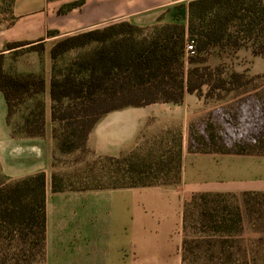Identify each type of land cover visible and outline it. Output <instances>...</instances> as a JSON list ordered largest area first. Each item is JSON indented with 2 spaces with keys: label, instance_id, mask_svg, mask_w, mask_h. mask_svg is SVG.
<instances>
[{
  "label": "trees",
  "instance_id": "16d2710c",
  "mask_svg": "<svg viewBox=\"0 0 264 264\" xmlns=\"http://www.w3.org/2000/svg\"><path fill=\"white\" fill-rule=\"evenodd\" d=\"M83 2L65 4L57 13H68ZM53 34L55 31H47V36ZM43 41L8 43L6 50L28 46L31 51L42 52ZM189 41L195 45L192 56L185 51ZM226 47L233 52L248 48L254 56L264 57V0H192L188 3L186 26L173 22L141 27L119 21L59 40L50 50L49 90L58 153H90L89 134L103 117L114 111L154 103L181 105L187 94L200 97L204 87L205 96L218 100L232 93L233 101L251 96L256 88H248L253 79L245 73L222 65H195L196 55ZM71 52H77L76 56L58 68V59ZM3 58L1 53L0 91L6 99L7 119L24 102L36 99L33 109L24 117L23 129L29 136H42L44 79L30 74H6ZM204 119L191 127L189 150L264 156V107H218ZM108 161L115 166L105 177L112 187L147 186L179 178L178 170L162 173L159 165L134 168L129 163L122 169V160ZM58 179L53 174L54 193L76 189L60 186ZM87 182V178H82L79 186H87ZM229 198L236 202L234 206L228 204ZM255 215L264 220V191L192 194L183 210L181 263L264 264V252H253L255 248H264V234L243 237L247 221L252 224ZM13 227L23 235L28 230L35 233L37 256L43 261L44 173L14 182L0 174V235L13 234ZM237 232L243 238L239 241L241 254L235 260L228 249L237 246V241H232Z\"/></svg>",
  "mask_w": 264,
  "mask_h": 264
},
{
  "label": "crops",
  "instance_id": "0c3cea01",
  "mask_svg": "<svg viewBox=\"0 0 264 264\" xmlns=\"http://www.w3.org/2000/svg\"><path fill=\"white\" fill-rule=\"evenodd\" d=\"M83 1L80 7L58 14L72 0H13V20L0 28L2 67L10 76L30 74L44 79V127L42 136L25 133L24 117L33 107L18 110L8 120L0 91V174L13 182L45 174L43 264H179L183 210L191 197L187 193L262 192L264 156L189 150L191 127L218 107H194L199 99L187 94L181 105L154 103L111 112L95 125L87 141L89 154L97 162L94 166L105 176L115 167L108 160H122L126 169L130 161H141L138 153L144 152L149 160L155 158L157 162L150 165H159L162 173L178 170V180L136 187L99 186L95 181L54 193L52 176L58 172L59 153L49 94L51 48L67 36L119 21L141 27L161 21L186 26L192 0ZM47 31L55 34L47 36ZM40 39H44L41 54L29 51V68L17 70L21 57H14V52L19 49L6 50V45ZM197 116L201 117L196 121ZM155 129L160 136L148 140Z\"/></svg>",
  "mask_w": 264,
  "mask_h": 264
},
{
  "label": "rangeland",
  "instance_id": "374dc122",
  "mask_svg": "<svg viewBox=\"0 0 264 264\" xmlns=\"http://www.w3.org/2000/svg\"><path fill=\"white\" fill-rule=\"evenodd\" d=\"M60 1V0H56ZM80 1V0H77ZM72 2H76L72 0ZM69 2V3H72ZM67 3V4H69ZM13 5V0H0V28L8 26L13 17L11 15V9ZM65 5V4H64ZM63 6V5H62ZM164 23L161 21L160 24ZM26 48L22 47L19 50L15 51L14 57H21V61L17 67V70L29 68L31 63L30 57L32 54L29 53L31 51L28 46ZM36 52V51H35ZM41 54V52H37ZM77 52H71L66 54L63 57H60L56 63L58 68L64 66V63L68 60L74 58ZM35 55V54H34ZM191 56V55H187ZM195 58L197 59L195 65L198 67H215L217 65H222L229 70H235L240 73H245L247 78H252L251 82L248 84V88H256L254 92H250L251 96H247L244 98H240L239 100L233 101L235 94L227 95L224 99L218 100L216 97H207L205 96L207 92V87L203 88V92L201 93L200 97H197L199 100L194 102V107H264V57L261 56H254L250 49L248 48H241L237 52H233L228 47L224 49H215L210 50L208 52H204L202 54L196 55ZM41 64V61H38ZM35 65V64H34ZM195 97L196 95L193 94ZM36 99L27 100L24 104L20 105L16 110L22 111L26 110L29 107H33ZM201 111V108H198ZM19 117V116H18ZM201 116H197L195 120H199ZM17 118V117H16ZM156 134L148 135L147 139H156L160 135L157 133L156 129L154 130ZM139 155L143 156L142 160L137 162L130 161L134 168H146L148 165L152 164V162H157L154 159L149 160L144 152L138 153ZM57 166L58 172L57 177L59 178L58 184L60 186H69V187H78L81 185L80 180L82 178L88 179L89 183H94L95 181L100 180L99 185H106L107 180H105V173H99L100 170L94 166L96 164V160L93 159L92 155L89 153H82L79 151H73L70 154H58ZM105 163V162H103ZM155 164V163H154ZM86 182H84L85 184ZM87 184V185H88ZM108 185V184H107ZM197 193V192H196ZM229 193V192H223ZM233 193V192H230ZM238 193V192H236ZM188 197L195 193H187ZM229 203L231 205H235L234 199L229 198ZM257 209V208H255ZM249 221L246 223V229L243 233V237L246 238L249 236L257 237L264 234V220L261 219L259 215H255L253 217L252 224H248ZM25 235L16 231L13 227V234L3 232L0 235V264H43L42 261L38 259V252L36 244V237L35 233L32 231H25ZM234 237L233 242L234 245L228 249L230 254H233V258L237 259V255L241 254V248L239 246V241L241 236L239 233ZM25 239V240H23ZM212 241H216L212 238ZM251 249H254L251 248ZM257 250V251H256ZM214 251H216L214 249ZM264 252V248L261 249H254L253 252ZM179 258L180 254H179ZM179 264H182L179 261ZM186 264H201L197 262H187ZM260 264V263H257Z\"/></svg>",
  "mask_w": 264,
  "mask_h": 264
},
{
  "label": "built area",
  "instance_id": "2783aa9c",
  "mask_svg": "<svg viewBox=\"0 0 264 264\" xmlns=\"http://www.w3.org/2000/svg\"><path fill=\"white\" fill-rule=\"evenodd\" d=\"M185 51H186V55L192 56L195 54V45L193 41L187 42Z\"/></svg>",
  "mask_w": 264,
  "mask_h": 264
}]
</instances>
